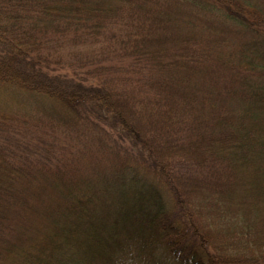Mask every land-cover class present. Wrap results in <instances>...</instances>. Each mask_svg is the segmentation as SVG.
Masks as SVG:
<instances>
[{
    "label": "trees",
    "instance_id": "trees-1",
    "mask_svg": "<svg viewBox=\"0 0 264 264\" xmlns=\"http://www.w3.org/2000/svg\"><path fill=\"white\" fill-rule=\"evenodd\" d=\"M0 99V264H264L257 3L0 0Z\"/></svg>",
    "mask_w": 264,
    "mask_h": 264
},
{
    "label": "rangeland",
    "instance_id": "rangeland-1",
    "mask_svg": "<svg viewBox=\"0 0 264 264\" xmlns=\"http://www.w3.org/2000/svg\"><path fill=\"white\" fill-rule=\"evenodd\" d=\"M249 1H251L252 3H255V4L257 3V5H259V6L264 8V0H249ZM2 100L3 99H0V105H5Z\"/></svg>",
    "mask_w": 264,
    "mask_h": 264
}]
</instances>
